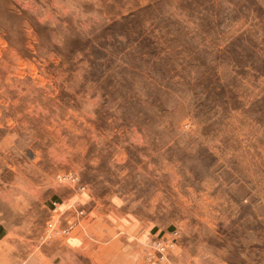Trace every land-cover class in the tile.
Returning a JSON list of instances; mask_svg holds the SVG:
<instances>
[{
    "label": "rangeland",
    "instance_id": "1",
    "mask_svg": "<svg viewBox=\"0 0 264 264\" xmlns=\"http://www.w3.org/2000/svg\"><path fill=\"white\" fill-rule=\"evenodd\" d=\"M0 264H264V0H0Z\"/></svg>",
    "mask_w": 264,
    "mask_h": 264
}]
</instances>
